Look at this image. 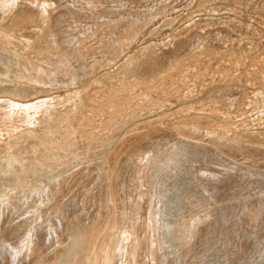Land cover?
<instances>
[{"label":"rangeland","instance_id":"rangeland-1","mask_svg":"<svg viewBox=\"0 0 264 264\" xmlns=\"http://www.w3.org/2000/svg\"><path fill=\"white\" fill-rule=\"evenodd\" d=\"M46 1L47 13L64 22L39 21L13 37L48 49L40 66L34 58V75L23 68L22 50L0 58V86L29 87L19 95L0 89V140L12 126L38 138L46 133L48 142L70 137L78 160L71 169L41 170L43 183L22 189L21 220L36 218L69 170L81 173L70 184L75 189L109 171L101 169L113 144L95 143L99 130L120 138L134 128V135L151 136L118 165L119 172L127 166L124 195L132 174L139 184L151 177L156 190L146 196L160 209L182 202L179 190L187 186L183 200L193 219L209 211V259L223 258L250 211L264 210V0ZM38 2L30 0L34 8ZM100 96L117 107L97 113ZM133 101L139 106L130 107ZM83 115L94 130L89 137L79 129ZM95 148L103 152L87 156ZM218 209L224 216L210 214ZM248 255L256 263L264 250Z\"/></svg>","mask_w":264,"mask_h":264},{"label":"bare ground","instance_id":"bare-ground-1","mask_svg":"<svg viewBox=\"0 0 264 264\" xmlns=\"http://www.w3.org/2000/svg\"><path fill=\"white\" fill-rule=\"evenodd\" d=\"M38 1L34 8L30 0H0V58L22 50L27 76L34 75V58H39L40 66L43 57L50 53L37 45L23 47L13 40L14 35L39 21L64 22L53 20L47 13L48 1ZM0 73L5 72L0 68ZM0 89L19 95L29 87L3 83ZM113 89L112 93L119 91L117 86ZM129 106L138 107L139 103L133 101ZM116 107L100 96L95 111ZM78 120L81 136L89 137L94 131L89 118L83 115ZM138 127L142 128V123L135 129ZM133 129L120 138L99 130L95 143L107 140V148L113 144L101 169L109 171L100 172L94 181L83 182L77 189L70 184L81 173L75 169L65 172L54 181L56 187L47 191V206L38 210L36 218L21 220L25 212L18 199L22 189L40 184L42 180L36 176L41 170L71 169L78 157L73 155L70 137L62 142L50 141L51 144L46 133L38 138L25 130L10 128L7 140H0V264H264V258L255 263L248 255L249 251L264 250V210L250 211L243 230L224 244L223 258L211 261L207 238L211 227L206 222L209 211H203L200 219H193L196 213L183 200L189 193L187 186L182 185L179 190L182 202L176 199L174 206L160 209L153 197L146 196L148 191L156 190L151 177L146 175L139 184L132 174L124 195L122 179L127 166L119 172L118 165L139 153L151 136L134 135ZM85 143L88 148L92 141ZM102 152V148H95L92 153L87 149V156ZM113 183L116 188L109 189ZM7 191L9 195L3 197ZM23 199L26 198H20ZM213 211L210 214L215 217L224 216L222 209Z\"/></svg>","mask_w":264,"mask_h":264}]
</instances>
